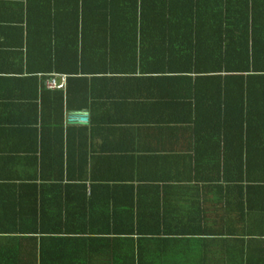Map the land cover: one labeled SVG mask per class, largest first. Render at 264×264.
I'll return each mask as SVG.
<instances>
[{
    "label": "trees",
    "instance_id": "trees-1",
    "mask_svg": "<svg viewBox=\"0 0 264 264\" xmlns=\"http://www.w3.org/2000/svg\"><path fill=\"white\" fill-rule=\"evenodd\" d=\"M50 11L56 39L42 42L34 55L40 73L67 78L62 88L48 90L44 76L39 105L37 78H30L28 122L38 121L39 106L41 141L49 138L72 153L87 128L64 127L65 111H87L92 126L96 110L112 111L98 101L130 96H98L100 82L137 78L135 96L144 89L163 104V134L193 143L184 179L213 184L218 203L212 210L181 208L180 219L163 222V188L151 186L150 210L158 213L157 220L140 222L145 233L139 223L113 221L111 227V210L141 199L145 186L135 180H148L127 171L103 180L89 169L78 175L70 159L64 167L62 154L47 149L39 177L32 164V183L0 176V264H264V0H31L28 13L38 27L37 16ZM80 156L87 161L85 152ZM120 159L134 168L132 157ZM164 208L170 217L174 208ZM49 209L55 212L47 229ZM72 209L85 225L86 252L65 231ZM195 212H211L215 222L186 219ZM134 232L145 237L134 241ZM36 235L52 244L40 241L38 254L21 255L22 245L35 247Z\"/></svg>",
    "mask_w": 264,
    "mask_h": 264
},
{
    "label": "crops",
    "instance_id": "crops-1",
    "mask_svg": "<svg viewBox=\"0 0 264 264\" xmlns=\"http://www.w3.org/2000/svg\"><path fill=\"white\" fill-rule=\"evenodd\" d=\"M30 4L31 0H0V176H15L13 181L6 183H32L33 180H30L32 179L30 176L34 160L37 177H39L44 166L41 154L47 149H52L54 157L62 154L64 167L70 159L78 175H81L80 171L84 169L87 176L89 169L93 171L94 176L103 180L105 177L122 175L127 171L130 175H139L148 180L144 183L135 180V186H145L146 194H143L141 199L125 202L116 208L121 210H111L113 216L110 218L111 227L114 225L113 221L118 222L117 225H119L148 223L157 220L156 213L158 211L151 212L150 205L153 202L148 200V192H155L148 191L151 186L158 185L163 188V195L161 194L163 197V222L166 221V216L170 221L176 222L178 218L182 217L181 208L184 207L215 209L218 196L211 192V190H216L213 184L211 186L205 181L196 183L184 179L190 172V162L186 155L191 154L192 141L189 137L181 134L175 136L163 134V104L155 103L158 96L150 97V92L144 89H142L144 93L141 94V97L135 96L137 91L134 86L138 81L137 78L122 81L118 80V77L121 76H114L117 78H111L113 81L100 82L101 85L95 88L98 96L111 97L115 93L130 96L124 101H112L109 98H102L98 101L106 103L109 111V107L112 108V111L102 114L100 110H96L99 114H96L92 126L89 123L87 111H65L64 127L87 128L86 139H81V145L74 146L72 153L66 145L60 147L51 144L49 138H44L41 141L39 106L38 121L31 124L28 122L33 118L29 115L28 103L34 101V99L32 100L33 93L30 92L32 89L30 78L34 76L37 78L36 103L39 105L41 103L39 94L41 79L46 76L45 80L52 77L60 80L61 76H64L65 84L67 77L64 74L49 73L46 75L40 73L34 49L40 47L41 43L48 40L49 37L53 40L56 39L54 29H52L56 24L55 14L50 11L44 17L43 15L37 16L39 20L37 27L32 16L28 13ZM31 52L33 53L31 54ZM25 79L27 80L24 82ZM46 102L48 104L51 102L48 97L44 98V103ZM74 112L85 115L87 121L80 122L77 117H71L74 122H69L70 115ZM84 152L87 155V161L81 159L80 154ZM121 156L132 157L134 168L130 169L133 162L122 160ZM47 162L48 160L45 168ZM37 179L38 183L40 180ZM169 187L174 188L170 189L172 191L171 201L166 202L165 192ZM184 190H187L186 194H183ZM194 195L195 201H191V196ZM124 207L128 209L126 212L123 210ZM164 207L174 208L170 217ZM53 212L55 211L49 209L48 213L44 215L43 225L47 229L52 226ZM200 218H202V222L208 224V222H215L216 216L211 212H206L204 215L195 212L186 219H194V222L198 223ZM65 222L67 224L65 231L72 235L73 239H78L72 241L71 244L75 245L77 250H81L80 252H86V243L81 240L86 237L81 215L72 209L68 211ZM140 230L145 233V228L141 224ZM134 233L129 236L134 241L137 238L145 237L140 236L143 234ZM119 237L112 236L111 239H119ZM40 241V235H36L35 247L22 245L19 253L26 256L32 255L34 252L38 254ZM41 242L47 248L52 244V240ZM133 245L135 250L139 248L137 243L134 242Z\"/></svg>",
    "mask_w": 264,
    "mask_h": 264
},
{
    "label": "built area",
    "instance_id": "built-area-1",
    "mask_svg": "<svg viewBox=\"0 0 264 264\" xmlns=\"http://www.w3.org/2000/svg\"><path fill=\"white\" fill-rule=\"evenodd\" d=\"M63 86H64V76H61L60 80H58L55 77H52L44 81V87L46 89H58V88H62Z\"/></svg>",
    "mask_w": 264,
    "mask_h": 264
},
{
    "label": "water",
    "instance_id": "water-1",
    "mask_svg": "<svg viewBox=\"0 0 264 264\" xmlns=\"http://www.w3.org/2000/svg\"><path fill=\"white\" fill-rule=\"evenodd\" d=\"M71 117H77L80 122H86L87 117L85 115H82L80 112H74L70 115L69 122H74V120Z\"/></svg>",
    "mask_w": 264,
    "mask_h": 264
}]
</instances>
